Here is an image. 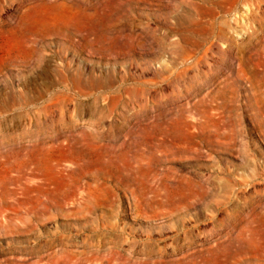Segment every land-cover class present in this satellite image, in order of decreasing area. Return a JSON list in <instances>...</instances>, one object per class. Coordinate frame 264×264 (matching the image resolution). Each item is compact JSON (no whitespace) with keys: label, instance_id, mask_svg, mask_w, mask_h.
Masks as SVG:
<instances>
[{"label":"rangeland","instance_id":"rangeland-1","mask_svg":"<svg viewBox=\"0 0 264 264\" xmlns=\"http://www.w3.org/2000/svg\"><path fill=\"white\" fill-rule=\"evenodd\" d=\"M0 32V264H264V0H0Z\"/></svg>","mask_w":264,"mask_h":264},{"label":"bare ground","instance_id":"bare-ground-1","mask_svg":"<svg viewBox=\"0 0 264 264\" xmlns=\"http://www.w3.org/2000/svg\"><path fill=\"white\" fill-rule=\"evenodd\" d=\"M1 34H2V32H0V38L2 37ZM3 38H4V37H3ZM0 50H1V47H0Z\"/></svg>","mask_w":264,"mask_h":264}]
</instances>
